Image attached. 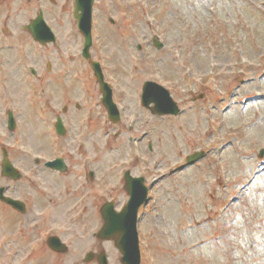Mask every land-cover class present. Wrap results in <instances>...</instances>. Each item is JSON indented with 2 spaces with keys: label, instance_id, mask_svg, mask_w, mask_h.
<instances>
[{
  "label": "rangeland",
  "instance_id": "374dc122",
  "mask_svg": "<svg viewBox=\"0 0 264 264\" xmlns=\"http://www.w3.org/2000/svg\"><path fill=\"white\" fill-rule=\"evenodd\" d=\"M55 2L44 8L57 45L45 47L21 28L39 5L30 17L19 12L28 5H0V28L10 15L20 32L16 39L0 35L11 65L0 72V186L15 185L1 175L6 147L24 175L14 196L27 204L20 231L41 225L71 242L68 254L47 248L29 264H87L85 255L101 247L112 264H121L114 243L95 234L103 224L100 206L113 200L121 207L127 200L126 171L146 177L148 185L156 182L140 213L142 264H264V0H96L91 52L123 110L118 125L108 120L92 68L81 56L74 0ZM156 36L161 50L153 45ZM148 80L171 92L184 110L179 118L152 119L140 101ZM222 97L230 102L226 109ZM8 108H14V132L7 128ZM57 116L68 130L64 138L55 132ZM197 152L206 157L187 165ZM58 157L66 159L67 174L35 165L36 158ZM91 169L95 181L88 178ZM2 206L0 222L8 216ZM1 223L0 238L7 229ZM225 223L234 239L226 237L224 247L217 230ZM48 233L41 234L44 242L38 239L46 247ZM22 239L32 245L29 235ZM5 252L0 245V264H10Z\"/></svg>",
  "mask_w": 264,
  "mask_h": 264
},
{
  "label": "water",
  "instance_id": "95a60500",
  "mask_svg": "<svg viewBox=\"0 0 264 264\" xmlns=\"http://www.w3.org/2000/svg\"><path fill=\"white\" fill-rule=\"evenodd\" d=\"M94 0H76V12L75 17L78 19V26L80 31L83 33L86 39L84 56L90 59L89 50L91 47V21H92V8ZM30 32L34 39L46 44L51 41H55V37L51 32L50 28L44 23L42 16L38 17L30 26ZM160 47V46H159ZM94 71L98 80L101 82L104 92L103 102L108 108L110 118L114 122H118V112L116 106L112 102V93L108 90V86L104 83L103 75L98 63H93ZM143 103L145 106H149L154 103V113L159 115L173 114L177 115L179 109L176 104L172 101L169 93L155 83L147 82L144 88ZM10 127L13 128L12 117H10ZM57 130L61 134L63 128L61 121L57 124ZM7 153L4 154L3 162V174L13 179L19 178L16 170L7 158ZM202 155H194L188 159L189 163H194ZM51 168L65 170V165L62 160L47 164ZM127 174L126 190L131 196V199L123 209L121 213H116L110 204H107L103 210L102 215L104 218V226L98 237L100 239H114L118 250L123 255V264H140V251L137 233V215L140 206L145 203L147 196V189L143 186L141 179H132ZM3 189L0 190V197L3 201L18 207L22 206L19 202L11 199H6L2 196ZM49 244L53 248H57V239L52 238ZM92 255L88 256L90 259ZM101 264H105L103 259H99Z\"/></svg>",
  "mask_w": 264,
  "mask_h": 264
},
{
  "label": "flooded vegetation",
  "instance_id": "af4514ba",
  "mask_svg": "<svg viewBox=\"0 0 264 264\" xmlns=\"http://www.w3.org/2000/svg\"><path fill=\"white\" fill-rule=\"evenodd\" d=\"M47 2L53 3V0H0V5L2 3H7L10 6L12 3H16L19 5L23 3L25 5H28L27 12H29L33 8L34 5L36 4L45 5ZM22 9L23 7L21 6L19 8V12ZM7 19L11 20V16L8 15ZM12 33H13L12 38L13 39L17 38V36H15L16 35L15 29H12ZM8 194H9V191H8ZM4 207H7V212H8L7 213L8 216L4 217L2 221L4 222L3 225H6V228H7L6 230L3 231L4 232L3 239L5 240L4 247L7 252H13L14 258L17 261H19L20 259L25 260V261H29V260L31 261L33 257L35 258L36 256L35 253L37 251L42 252V251H45L47 248L51 251L48 244H46L47 245L46 247L44 243L41 245V242L40 241L38 242V239L40 240L42 239V242H44L43 238H41V234L45 233L46 231L48 233L49 232L48 227L41 226V225L40 226L33 225L31 227H27L29 230H27L26 233H22L20 231V226H19V220L21 216L20 212L13 210L6 205ZM28 224L30 225V223ZM26 235H29L30 239H32V242H31L32 245L31 244H28V246L25 245L22 238H25ZM45 240H46V237H45ZM21 254L24 256V259L20 257ZM111 260H112V256H111Z\"/></svg>",
  "mask_w": 264,
  "mask_h": 264
}]
</instances>
